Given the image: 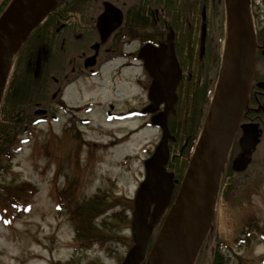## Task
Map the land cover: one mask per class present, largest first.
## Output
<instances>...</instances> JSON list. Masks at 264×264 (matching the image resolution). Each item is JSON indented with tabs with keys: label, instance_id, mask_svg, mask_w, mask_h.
<instances>
[{
	"label": "rangeland",
	"instance_id": "374dc122",
	"mask_svg": "<svg viewBox=\"0 0 264 264\" xmlns=\"http://www.w3.org/2000/svg\"><path fill=\"white\" fill-rule=\"evenodd\" d=\"M252 4L253 13L264 12V0H252ZM226 10L225 4L224 12L221 9L208 18L212 51L214 49L220 62L217 58L214 62L210 60L206 69V61H201L207 73H196L195 69L191 81H188V70H185L189 104L194 106L195 112L193 110L192 117L190 115L189 136L185 135L171 147L169 164L180 180L187 170L195 149V138L198 140L202 132L212 102L227 40ZM112 72V67L106 66L102 70V79H84L77 88V103L82 107L78 118L87 119L89 123L78 121L76 129L79 130L70 129L72 126L67 125L69 115L57 107L58 120L43 122L33 131L23 134L20 149L5 163L8 169L0 171L1 185L31 183L37 191L31 197L29 213L22 214L11 223L0 220V264H87L91 261L93 264H122L133 245L132 199L144 178V161L159 143L161 130L150 124L149 117H134L126 121L117 119L118 115L140 108L142 89L136 82L140 68L125 69L121 80ZM187 103L181 106L180 118L175 121L177 125L181 124V119L184 120L186 110L191 109ZM186 123L183 122V126ZM224 177L220 182L215 217L194 264H203L209 259L214 236H217L218 246L229 259V264H264V241L254 227L257 225L264 229V173L247 193L230 190L228 197L222 193ZM61 190L74 192L78 201L100 190L111 203L97 221L104 219L110 225L117 222L112 218L114 212L126 216L127 221L117 222V226L120 235L127 240L115 242L112 252L103 250L99 244L76 251V231L68 218L69 212L65 209L60 213L56 208V196ZM4 218L12 217L5 214ZM248 224L253 225L249 236L244 233ZM110 226L104 230L115 233L113 225ZM158 233L156 230L153 239Z\"/></svg>",
	"mask_w": 264,
	"mask_h": 264
},
{
	"label": "water",
	"instance_id": "95a60500",
	"mask_svg": "<svg viewBox=\"0 0 264 264\" xmlns=\"http://www.w3.org/2000/svg\"><path fill=\"white\" fill-rule=\"evenodd\" d=\"M56 0H11L0 16V105L14 62L25 43L41 23L65 0H60L30 32L39 17ZM227 8V40L222 58L219 80L204 127L198 139L188 168L174 199L176 180L166 165L170 159L171 135L168 118L176 113L179 100L178 86L183 71L178 61L174 34L159 47L149 44L140 54L153 78L149 91L152 102L143 112L154 114L159 106L164 109L152 117V124L162 130V137L154 153L144 162L145 179L134 200L132 235L134 244L122 264H163L177 237L178 226L200 200L205 204V222L194 237L184 264H194L204 238L215 217L222 171L233 144L236 128L247 102V92L254 70L256 33L251 12V0H225ZM203 20L206 13L203 12ZM123 21V13L111 4L99 17L101 40ZM206 23L202 26V50L205 44ZM22 39H25L22 43ZM228 42V45L226 44ZM21 45L15 54L16 47ZM226 46L229 48L227 60ZM226 60V61H225ZM218 101L214 123L209 126L215 102ZM45 112V111H42ZM238 158L237 170L244 169L246 161ZM243 165V166H242ZM161 229L151 245L152 235L163 217ZM206 224V225H205Z\"/></svg>",
	"mask_w": 264,
	"mask_h": 264
},
{
	"label": "flooded vegetation",
	"instance_id": "af4514ba",
	"mask_svg": "<svg viewBox=\"0 0 264 264\" xmlns=\"http://www.w3.org/2000/svg\"><path fill=\"white\" fill-rule=\"evenodd\" d=\"M193 1L195 2L196 0ZM120 2L121 0H104L103 10L97 16L95 23L92 24L95 27L93 30H85L80 25L78 27L77 21L69 19L70 13L69 17L68 14L64 16V21L55 30V32L60 33L61 40L60 77L50 76L47 102L45 107L36 110V114H41L46 120L51 121V119L58 118L56 109L59 107L69 115L68 124H66L72 126L70 129L74 128L78 131L79 129H76L77 122L81 121L84 123L87 121L86 119L78 118V113L82 110L80 104L77 103V88L80 83L84 79L88 80V78L99 77L102 79V70L106 66L112 67V74L114 77L118 76V80L125 69L138 66L140 68V76L136 79V82L142 89V93L139 96L140 108L132 111L140 114V118L149 117L151 121L153 114H143V111L152 104L149 98V91L153 78L149 74L146 61L140 53L149 44L159 47L162 43H166L168 35L171 33L174 34L175 51L183 71V80L185 69L188 70V81H191V78L195 75V69L196 73H207L206 70H203V66H201V61H206L205 65L207 69L209 61L212 60V40L206 5H202L201 21L199 23L198 21H193V23L190 22L189 28L181 29V27L175 26L171 21L166 19L165 9L161 4L158 7H154L149 3V0H141L144 4V11H141L138 15L140 20L136 21L137 15L130 12V23H126L128 10L124 6H127L129 2L127 0L123 4H120ZM106 4H111L122 11L123 21L102 41L99 29V17L105 11ZM129 6H131L130 3ZM253 7L252 4V9ZM64 12L67 13L68 11ZM203 12L206 13L205 21L203 20ZM252 17L256 33L254 70L247 92V102L239 119L233 144L228 152L224 169L221 173L222 177L225 175L222 186V193L225 197L229 196L230 190L234 192L242 190L241 193H247L249 189L255 187L260 176L264 173V149H262L264 146V12L260 13L257 11L253 13L252 11ZM203 23H206V37L202 50ZM87 25L92 27L91 24ZM196 59L197 61L195 62ZM123 78H125L124 74ZM149 80L150 84L148 85ZM218 80L219 76L215 84L212 100L215 96ZM164 107V104H161L159 111H156L154 114H158ZM132 111H128V114L123 113L120 116L130 115ZM238 158L244 159V161L242 160V164L246 161L244 169L237 170L234 168V163ZM261 165L263 166L261 167ZM167 170L174 174V179L177 181L172 198L174 199L181 180L172 171L170 164L167 165ZM104 197L106 198V196ZM134 198L132 201H134ZM130 216H132V211L130 212ZM164 219L165 216L161 223L156 225L154 233L156 230L161 229Z\"/></svg>",
	"mask_w": 264,
	"mask_h": 264
},
{
	"label": "trees",
	"instance_id": "16d2710c",
	"mask_svg": "<svg viewBox=\"0 0 264 264\" xmlns=\"http://www.w3.org/2000/svg\"><path fill=\"white\" fill-rule=\"evenodd\" d=\"M124 1L121 0L120 4H123ZM127 1L131 6H129V3L124 6L128 10L126 23H130V12L137 15L136 21L140 20L138 15L141 11H144V4L141 0ZM10 2L11 0H0V16ZM103 2L104 0H65L41 23L19 53L10 72L0 106L1 173L8 169L5 163L10 161L15 152L20 149L22 141L20 137L27 132L33 131L34 127L46 120L41 114H36L35 112L37 109L45 107L48 99L50 76L60 77L61 40L60 33L55 32V30L60 27L66 14L69 17V13V19L77 21L78 27L80 25L85 30L95 29L92 24L95 23L97 16L102 12ZM149 3L154 7H158L161 4L165 9L166 19L175 26L181 27V29L189 28L190 22L198 21L199 23L201 21L202 5L207 7L208 18L213 17L217 11L221 9L223 11L225 8L224 0H196L195 2L193 0H149ZM64 11L68 12L65 13ZM223 12H220L222 16ZM87 24H91L92 27ZM211 58L213 62L216 58L217 62H220V58L215 55L214 49ZM189 94L187 79L184 77L179 89L178 113L171 115L169 118L171 133L176 137V141L171 143V147H173V144L177 145L179 140H182L185 135L189 136L190 115L192 117L193 110L195 112L194 106L189 104ZM186 103L191 106V109L188 107L189 110H186L187 115H185L184 120L181 119V124L177 125V119L180 118L179 112L182 110L181 106H186ZM186 121L188 122L186 123ZM183 122L186 123L185 126H183ZM195 140L197 143V138ZM36 192L35 186L31 183L19 185L0 184V220L11 223V221L19 218L22 214L29 213L32 205L31 197H34ZM99 192L83 201H78L74 192L72 194L66 190H61L56 196L57 210L60 213L65 209L68 210V218L75 227L76 251L89 249L95 244H99L103 250L112 252L115 242H125L127 240L126 237L120 235V229L117 226V222L121 223L122 221L124 223L127 221L126 216L119 212L113 213L112 218L117 222L110 225H113L112 228H114L115 233H111L107 229L104 230L105 227L111 228L110 225L106 224V220L97 221V217L105 213L110 207L109 203H111L102 195L100 190ZM5 214H10L12 218H4ZM252 227V224L246 225L244 233H247V236L251 235ZM254 227H256V233L259 238L264 241V229L257 225ZM218 244L217 236H214L210 257L203 264H229V259L225 257ZM54 264L63 263L57 262ZM87 264H93V262L91 261Z\"/></svg>",
	"mask_w": 264,
	"mask_h": 264
},
{
	"label": "bare ground",
	"instance_id": "6f19581e",
	"mask_svg": "<svg viewBox=\"0 0 264 264\" xmlns=\"http://www.w3.org/2000/svg\"><path fill=\"white\" fill-rule=\"evenodd\" d=\"M60 0H56L53 5H51L46 12H44L39 19L35 22V24L31 27L29 32L46 16V14L52 9V7L57 4ZM25 39H22V43ZM228 45V42L226 43ZM21 45H18L15 50V54L21 48ZM229 54V48L226 46V55L225 59L227 60ZM225 60V61H226ZM218 101L215 102L214 109L212 111V118L209 123L211 126L215 121V116L217 112ZM205 204L200 199L193 208L189 211L186 220L178 226V233L175 241L170 248L169 255L163 264H184L185 258L189 249L192 246V242L194 237L197 235L201 227L205 222Z\"/></svg>",
	"mask_w": 264,
	"mask_h": 264
}]
</instances>
